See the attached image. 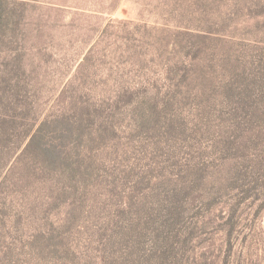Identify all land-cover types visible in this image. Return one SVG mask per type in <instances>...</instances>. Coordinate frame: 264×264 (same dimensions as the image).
Returning a JSON list of instances; mask_svg holds the SVG:
<instances>
[{
    "label": "rangeland",
    "instance_id": "374dc122",
    "mask_svg": "<svg viewBox=\"0 0 264 264\" xmlns=\"http://www.w3.org/2000/svg\"><path fill=\"white\" fill-rule=\"evenodd\" d=\"M2 8L0 264H264V0Z\"/></svg>",
    "mask_w": 264,
    "mask_h": 264
},
{
    "label": "trees",
    "instance_id": "16d2710c",
    "mask_svg": "<svg viewBox=\"0 0 264 264\" xmlns=\"http://www.w3.org/2000/svg\"><path fill=\"white\" fill-rule=\"evenodd\" d=\"M9 2H12V0H0V24H2L4 22V18H3L4 14L3 13H5V12L3 11L2 7ZM47 152H48V150H47ZM49 154H51L53 157H55V156L57 157L59 155V152L55 151V149L53 148V150H51V152ZM261 159L262 158L259 155H257V159L254 162V166L257 167V171L260 170L259 175L261 177H263L264 176V164H263Z\"/></svg>",
    "mask_w": 264,
    "mask_h": 264
}]
</instances>
